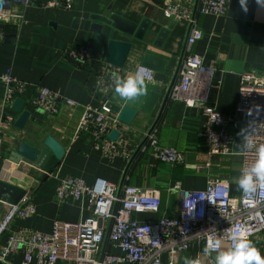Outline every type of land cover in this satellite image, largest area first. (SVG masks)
<instances>
[{
	"label": "crops",
	"instance_id": "obj_1",
	"mask_svg": "<svg viewBox=\"0 0 264 264\" xmlns=\"http://www.w3.org/2000/svg\"><path fill=\"white\" fill-rule=\"evenodd\" d=\"M47 1L30 0L27 6L13 8V13L19 17L4 23L6 38L0 43V76L10 73L28 84L20 98L26 102L24 110L30 112L23 129H19L16 122L8 129H0V181L24 189L27 194L23 200L32 202L36 208L31 218L15 219L12 230L26 228L50 233L57 220L79 221L87 216L80 202L57 201L59 180L66 177L81 178L90 187L97 180H104L119 185L126 181L133 186L159 190L161 210L138 214V220L143 222L157 220L162 214L179 215L181 196L173 189L177 183L185 190L204 191L210 179L220 177L230 182L234 196H241L237 180L243 159L238 155L221 157L208 153L203 137L206 117L198 108L169 99L154 128L158 130L161 145L184 152L182 165L161 163L151 156L148 148L145 150V135L153 131L161 101L179 69L189 31L186 21L167 20L164 8L187 2L196 5L198 0H75L70 10L48 8ZM112 14L138 25L148 19L151 28L143 41L128 37L112 26L104 25L101 32L93 30V16ZM199 26L204 37L193 51L203 58L208 71L207 104L234 117L235 142L231 148L241 152L244 121L238 113L240 77L245 71L264 75V4L247 0L245 11L239 0H231L226 17L203 16ZM163 28L169 29L170 34L160 49L155 47V41ZM111 40L129 41L133 45L122 68L125 78L134 74L147 53L169 61L165 73H155L152 81L145 80L146 91L161 94L159 105L152 115L139 113L131 125L122 123L118 140L125 145L116 156L105 155L102 149L105 141L80 127L88 108L100 109L106 105L109 93L98 86V76L107 65L105 58ZM78 45L94 47L97 61L86 66L69 61L65 51ZM178 80L179 73L176 83ZM40 87L73 99L77 107L61 105L56 114L42 112L34 104ZM5 94L6 85L0 80V107ZM4 111L16 119L19 117L12 106H6ZM49 136L63 146L62 160L53 156L44 169L23 161H11L9 152L16 150L21 142L41 148ZM125 152L130 155L129 161ZM12 206L0 201V223ZM7 238L8 235L2 238L0 246L6 244ZM250 241L264 255V232L255 234ZM200 253L201 247L192 243L181 256V264L186 257L196 258ZM22 261V254L14 255L8 258L7 264H21ZM203 264L209 263L205 260Z\"/></svg>",
	"mask_w": 264,
	"mask_h": 264
},
{
	"label": "built area",
	"instance_id": "obj_2",
	"mask_svg": "<svg viewBox=\"0 0 264 264\" xmlns=\"http://www.w3.org/2000/svg\"><path fill=\"white\" fill-rule=\"evenodd\" d=\"M231 0H198L168 5L164 8L167 20H184L189 26L186 47L179 69V80L172 88V102H182L189 108H198L206 117L203 137L208 153L212 156L238 155L243 165L255 160L254 151L234 152L235 142L232 129L234 117L219 112L207 104V81L209 79L203 58L193 51L203 39L199 19L203 16L224 18L227 16ZM75 0H48L46 6L57 10H70ZM30 4V0H0V43L6 38L4 23L19 17L13 8ZM66 58L77 65L86 66L97 61V51L88 45L70 46L65 51ZM145 69L152 81L155 72ZM115 77H123L122 68L106 65L99 74L98 86L109 94L115 88ZM6 85V94L0 107V129L14 126L16 117L6 114V106L11 107L26 90L27 83L10 73L0 76ZM35 106L42 112L56 114L61 105L77 107V102L65 95L40 87L34 99ZM238 113L242 115L244 129L252 131L257 143H264V75L255 71H245L240 77ZM122 126L118 115L106 105L100 109L88 108L81 130L88 131L97 139L105 141V155L116 156L125 145L124 141L113 142L109 135L120 133ZM243 138V137H242ZM108 139V140H106ZM152 157L170 166L185 162L184 152L161 145L158 130L145 135ZM1 145V137H0ZM144 151V149H143ZM130 160V155L125 152ZM180 193L181 207L178 216L162 214L157 220H138L141 213H159L162 200L155 188H142L128 184L120 185L97 180L92 187L78 177L59 180L56 199L59 203L80 202L88 213L79 221L54 222L50 233L30 229L12 230L15 219L34 216L36 208L25 201L12 206L0 223V242L8 235L6 244L0 246V263L7 264L9 257L23 255L21 264H181V256L190 249L192 243L201 247L197 256L201 264L205 260L214 264L212 256L221 249H203L209 240H221L222 248L231 246V225H240L248 230V239L264 232V187L239 197L231 192L230 182L224 178H212L204 191L182 189L180 183L174 188ZM108 235V238H107ZM196 257V258H197Z\"/></svg>",
	"mask_w": 264,
	"mask_h": 264
},
{
	"label": "water",
	"instance_id": "obj_3",
	"mask_svg": "<svg viewBox=\"0 0 264 264\" xmlns=\"http://www.w3.org/2000/svg\"><path fill=\"white\" fill-rule=\"evenodd\" d=\"M92 20L95 23L93 25V30H95L96 32H101L104 25L112 26L124 35L134 38L138 41H143L151 28V21L148 19H145L140 25H138L137 23L123 18L117 14H112L107 17L95 15L92 17ZM169 34L170 30L163 28L156 38L155 47L162 49ZM132 48L133 45L129 41L111 40L108 45L105 62L120 69L124 68ZM183 55L180 59L179 69L183 59ZM168 65V60L151 53H147L141 61L142 67L160 74L166 72ZM179 69L174 75V79L171 82L168 92L161 101L158 116L151 130H153L159 124L163 116V113L170 99V93L176 83ZM121 78L123 79L125 78V76ZM161 99V94L155 91L145 90L144 93L140 94L138 97L128 99L121 97L118 93L115 92V90H113L108 96L106 107L111 112L118 115L121 123L129 126L133 123L134 119L138 116L139 113L152 115L159 105ZM25 106L26 102L22 98H17L12 105V110L15 113L19 114V117L16 121V126L19 129H23L30 118V112L24 110ZM119 137L120 133L118 131H113L109 136V138L114 141H117ZM9 155L11 161L15 163L23 161L29 164H34L40 169H44L53 156L58 160H62L65 155V150L56 139L49 136L45 140L41 148L34 147L25 142H21L16 150L9 152ZM26 194L27 192L24 189L0 181V201L13 206L18 205L22 202Z\"/></svg>",
	"mask_w": 264,
	"mask_h": 264
},
{
	"label": "clouds",
	"instance_id": "obj_4",
	"mask_svg": "<svg viewBox=\"0 0 264 264\" xmlns=\"http://www.w3.org/2000/svg\"><path fill=\"white\" fill-rule=\"evenodd\" d=\"M242 9L247 11V0H239ZM264 4V0H257ZM151 79L145 72L144 67H138L134 74L126 78L115 77V92L123 98L133 99L145 91V80ZM241 148L244 152L254 151L255 160L252 163H245L240 170L237 180L238 188L247 195L255 192L258 186L264 187V143H257L252 131L241 130ZM230 233L231 246L222 248V241L209 240L203 249L205 256L209 249H221L214 257V264H264V255L248 239V230L240 225H231L227 230ZM184 264H201L199 257L184 259Z\"/></svg>",
	"mask_w": 264,
	"mask_h": 264
},
{
	"label": "bare ground",
	"instance_id": "obj_5",
	"mask_svg": "<svg viewBox=\"0 0 264 264\" xmlns=\"http://www.w3.org/2000/svg\"><path fill=\"white\" fill-rule=\"evenodd\" d=\"M177 5H178V4H177ZM62 10H65V9H62ZM4 40H5V38H4ZM4 40H3V41H4ZM3 41H2V42H3ZM109 136H110V135H109ZM111 140H112V139H111Z\"/></svg>",
	"mask_w": 264,
	"mask_h": 264
}]
</instances>
